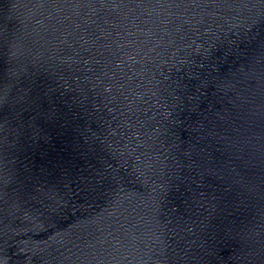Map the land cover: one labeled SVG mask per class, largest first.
<instances>
[{
	"label": "water",
	"instance_id": "1",
	"mask_svg": "<svg viewBox=\"0 0 264 264\" xmlns=\"http://www.w3.org/2000/svg\"><path fill=\"white\" fill-rule=\"evenodd\" d=\"M0 264H264V0H0Z\"/></svg>",
	"mask_w": 264,
	"mask_h": 264
}]
</instances>
